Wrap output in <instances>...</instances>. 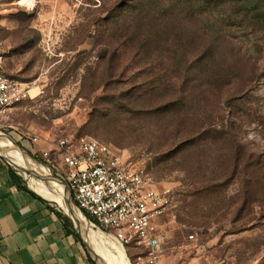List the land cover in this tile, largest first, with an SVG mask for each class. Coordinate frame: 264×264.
<instances>
[{"label": "rangeland", "instance_id": "rangeland-1", "mask_svg": "<svg viewBox=\"0 0 264 264\" xmlns=\"http://www.w3.org/2000/svg\"><path fill=\"white\" fill-rule=\"evenodd\" d=\"M0 48L32 87L4 129L25 153L56 174L50 141L110 143L171 189L169 264H264V0H0Z\"/></svg>", "mask_w": 264, "mask_h": 264}, {"label": "built area", "instance_id": "built-area-1", "mask_svg": "<svg viewBox=\"0 0 264 264\" xmlns=\"http://www.w3.org/2000/svg\"><path fill=\"white\" fill-rule=\"evenodd\" d=\"M31 88L30 83L5 72L0 48V132L8 124L10 110L31 97ZM31 139L38 143L40 137ZM50 145L62 158V168L56 169L76 207L91 216L87 218L94 227L124 247L139 248L138 257L145 264L170 263L164 256L165 235L159 223L171 203L170 188L159 187L145 166L110 143L79 136L62 137ZM50 149L44 148L46 157ZM188 238L195 239V233Z\"/></svg>", "mask_w": 264, "mask_h": 264}, {"label": "crops", "instance_id": "crops-1", "mask_svg": "<svg viewBox=\"0 0 264 264\" xmlns=\"http://www.w3.org/2000/svg\"><path fill=\"white\" fill-rule=\"evenodd\" d=\"M29 174L0 153V264H98L72 213L34 190Z\"/></svg>", "mask_w": 264, "mask_h": 264}, {"label": "bare ground", "instance_id": "bare-ground-1", "mask_svg": "<svg viewBox=\"0 0 264 264\" xmlns=\"http://www.w3.org/2000/svg\"><path fill=\"white\" fill-rule=\"evenodd\" d=\"M0 153L8 159L16 168L25 172H32L39 176H30L36 180L34 190L40 194L58 202L62 207L69 210L78 225L81 234L87 238V243L92 255L100 264H130L125 254L124 246L115 240L111 243L105 232L96 229L88 218L69 200V191L64 183L53 176L50 167L38 160H34L7 135L0 133ZM40 164H38V162ZM18 165L19 167H17ZM35 182V181H34Z\"/></svg>", "mask_w": 264, "mask_h": 264}, {"label": "trees", "instance_id": "trees-1", "mask_svg": "<svg viewBox=\"0 0 264 264\" xmlns=\"http://www.w3.org/2000/svg\"><path fill=\"white\" fill-rule=\"evenodd\" d=\"M183 148H184V146L183 147H180L179 150L180 149H183ZM233 148L235 150V152H234V157H235L234 167H235L237 165V163H238V159H240V155L242 154V151L244 150V146H242L241 144H239V142L235 138V136H233ZM189 151H190V148H186L185 150L182 151V154L183 155L182 154L181 155L182 156H188V152ZM248 166H249V164H248ZM192 170H193V168H192ZM58 175L61 176L60 174H58ZM249 176H251V174ZM206 191H208V189L205 190V189L198 188L197 192H195V193L197 194V197H198V195H199V197H203V195L204 196H207ZM187 214L189 216H191V217H196L197 212L195 210H192V208H191V210H188L187 211ZM86 215H87L88 218L92 219L90 215H88V214H86Z\"/></svg>", "mask_w": 264, "mask_h": 264}, {"label": "water", "instance_id": "water-1", "mask_svg": "<svg viewBox=\"0 0 264 264\" xmlns=\"http://www.w3.org/2000/svg\"><path fill=\"white\" fill-rule=\"evenodd\" d=\"M1 134H3V135H7L5 132H0ZM8 136V135H7ZM19 146V145H18ZM20 147V146H19ZM21 148V147H20ZM22 149V148H21ZM23 150V149H22ZM24 151V150H23ZM27 153V152H26ZM28 154V153H27ZM29 155V154H28ZM10 163V162H9ZM43 163V162H42ZM11 164V163H10ZM45 164V163H44ZM15 169H16V167L13 165V164H11ZM53 172V171H52ZM53 176L56 178V179H58L60 182H62V183H64V185L68 188V185H67V183L64 181V180H62L61 178H59L55 173H53ZM68 193H69V200L75 205V203H74V201H73V199H72V196H71V192H70V190H69V188H68ZM76 206V205H75ZM68 212V211H67ZM68 214L70 215V217L72 218V220H73V222L75 223V221H74V219H73V217H72V215L68 212ZM75 226H76V228L77 229H79L78 228V226L76 225V223H75ZM96 259V258H95ZM98 264H100L99 262H98Z\"/></svg>", "mask_w": 264, "mask_h": 264}]
</instances>
